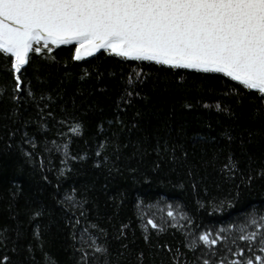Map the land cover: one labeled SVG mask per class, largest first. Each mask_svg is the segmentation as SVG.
Returning a JSON list of instances; mask_svg holds the SVG:
<instances>
[{
    "label": "trees",
    "instance_id": "16d2710c",
    "mask_svg": "<svg viewBox=\"0 0 264 264\" xmlns=\"http://www.w3.org/2000/svg\"><path fill=\"white\" fill-rule=\"evenodd\" d=\"M52 47L30 53L19 90L0 54V264L264 257L259 92L222 73Z\"/></svg>",
    "mask_w": 264,
    "mask_h": 264
},
{
    "label": "snow or ice",
    "instance_id": "6c2138e0",
    "mask_svg": "<svg viewBox=\"0 0 264 264\" xmlns=\"http://www.w3.org/2000/svg\"><path fill=\"white\" fill-rule=\"evenodd\" d=\"M71 44L74 60L104 50L129 60L222 73L264 97V0H0V54L11 57L17 90L30 53ZM71 131L78 134L79 126ZM167 214L175 218L173 211ZM148 224L157 228L152 220ZM199 240L217 244L209 234ZM246 264H264V257Z\"/></svg>",
    "mask_w": 264,
    "mask_h": 264
},
{
    "label": "water",
    "instance_id": "95a60500",
    "mask_svg": "<svg viewBox=\"0 0 264 264\" xmlns=\"http://www.w3.org/2000/svg\"><path fill=\"white\" fill-rule=\"evenodd\" d=\"M97 53V52H96ZM13 71V70H12ZM13 76H14V79H15V76H16V73L13 71ZM16 80V79H15Z\"/></svg>",
    "mask_w": 264,
    "mask_h": 264
}]
</instances>
